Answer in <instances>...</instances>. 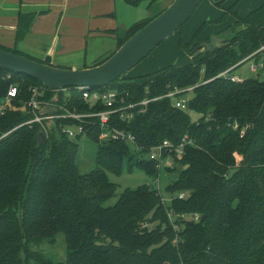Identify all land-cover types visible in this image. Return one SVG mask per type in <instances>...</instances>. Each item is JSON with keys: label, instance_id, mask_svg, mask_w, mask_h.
<instances>
[{"label": "trees", "instance_id": "16d2710c", "mask_svg": "<svg viewBox=\"0 0 264 264\" xmlns=\"http://www.w3.org/2000/svg\"><path fill=\"white\" fill-rule=\"evenodd\" d=\"M146 1L151 6L159 0H124L132 7ZM236 4L213 22L224 23L229 16L234 20L220 32L218 38L223 34L229 38L222 39L215 51L200 48L212 38L201 40L212 24L204 22L189 42L180 41L191 58L188 64L93 88L116 89L128 94L127 103L135 104L174 88L194 87L178 96L187 98L184 110L173 99L162 98L147 104L144 112L136 108L130 121L110 117L111 126L135 136L138 148L131 150L121 142L99 143V130H89L87 140L98 149L96 170L88 174H81L76 163L79 138L52 132L39 144L37 125L17 128L32 118L21 110L30 90L43 86L26 75L0 70V100L10 86L18 93L13 103L16 110L0 117V264H264V79L253 76L233 82L218 77L229 69L232 76L251 59L264 65V49L248 58L264 46V3L243 18L235 12ZM152 19L121 35L108 32L115 35L116 49L93 66L107 60ZM32 20V16H19L18 37L27 33ZM0 49L58 67L48 58L42 61L15 48ZM53 96L47 90L43 100ZM59 100L70 111L104 109L84 103L73 88L60 92ZM190 113L198 119L193 121ZM235 124L237 129L232 128ZM184 137L192 144L184 146L180 159L171 154L175 162L165 168L177 175L165 190L177 194L169 205H162L150 185L126 189L114 205H105L116 196V186L106 172L120 174L127 164L128 171L137 168L156 178L161 167L144 158L150 148L165 140L177 146ZM180 193L183 199L178 198ZM168 212L190 219L174 232ZM59 233L65 237L64 262L37 249L44 242L52 243ZM175 236L176 246L172 244Z\"/></svg>", "mask_w": 264, "mask_h": 264}, {"label": "rangeland", "instance_id": "374dc122", "mask_svg": "<svg viewBox=\"0 0 264 264\" xmlns=\"http://www.w3.org/2000/svg\"><path fill=\"white\" fill-rule=\"evenodd\" d=\"M172 1L173 0H159L152 3L151 6L149 5V1H146L136 7H132L127 5L124 0H111V2L105 3L109 12L107 15L104 14V17H102L103 15L101 17L98 15V6H96L93 10L88 8L89 16L85 19V27H80V23H82L80 16L84 17L81 15L83 14L81 7H84V5L76 7L67 6V9L63 12V14L68 18L64 21V24H62L63 20L61 21L57 30H60L61 32L59 37L63 34L68 37L71 42L70 47H68L65 52V55L69 56L68 59H71V63L76 65V67H79L78 69H82L84 65L88 68L92 67L93 65L106 59L116 49L114 33H112L113 35H107V32L113 31L118 35H121L137 23L148 19V17L149 19L152 17L154 18L157 13L165 9ZM236 1L237 0H231L230 2H234L233 4H235ZM263 2L264 0H242L235 9V12L243 18L251 11L257 9ZM226 4H228L227 1L224 2L223 6ZM215 12L216 10L214 4L208 0H204L188 22L182 26L180 31L176 32L170 38L161 43L147 58L128 72L122 79L125 81L134 80L135 78L155 73L167 65L182 67L188 64L190 62V56L180 47V41L183 40L185 43L189 42L199 26L203 22H206L208 17L214 16ZM75 13H78L77 15H79L80 19L75 15ZM71 20L74 22L77 20L78 22H76V24L79 26H75L74 32H66L71 30L69 27ZM221 24L223 23L209 24L204 31L205 35L212 38H218L220 36V32L214 31H220L222 28L218 25ZM44 26L45 31L48 26L53 27L51 20L45 23ZM44 33L48 35L47 33L49 32ZM57 37L58 35L56 34V38ZM41 38L42 40L39 42V49L43 48L44 45H47L46 37L41 36ZM228 38V34H223L219 39L225 40ZM80 45L83 47L82 49L80 48ZM18 48L24 55H26L25 53L31 52L30 49L22 50L21 45H18ZM83 56L86 58L85 61L81 60ZM251 65L252 62L248 61L235 71L231 72L230 75L244 79L256 76V74L250 72ZM259 78L262 80L264 79V72L260 73ZM189 115L193 121L198 119V115L195 113H190ZM78 144L79 151L76 160L78 170L81 174H88L96 170L95 155L98 145L87 139L79 140ZM130 148L133 150L132 146H130ZM144 158L147 159L148 155ZM174 162L175 161L171 158V156L163 159L161 162L159 176L156 175V178L148 176L141 169L135 168L128 171L127 164H123V170L120 174L106 172L109 181L116 186V196L109 199L105 205H114L119 195L124 190L136 189L145 185H150L157 191L163 206L169 205L177 194H170L165 192V190L166 187L176 179L177 175L166 172L165 168L172 166ZM185 219L189 220L190 216L186 214L174 216L171 212L167 213V220L172 225L174 232L179 230L178 224L182 223ZM172 244H174V246L177 245V236H175L172 240ZM37 249L45 254L46 257H49L56 262L65 261L66 244L65 237L62 233L57 234L52 243L44 242L39 248L37 247Z\"/></svg>", "mask_w": 264, "mask_h": 264}, {"label": "built area", "instance_id": "2783aa9c", "mask_svg": "<svg viewBox=\"0 0 264 264\" xmlns=\"http://www.w3.org/2000/svg\"><path fill=\"white\" fill-rule=\"evenodd\" d=\"M264 49V46L261 47L257 52L250 55L248 58H251L261 52ZM252 65L250 67V72L256 74V77H259V73L263 72L264 65L262 62L256 63L254 59L250 60ZM231 69L221 73L218 77L229 78L233 82H242L244 79L237 76H230L229 71ZM81 94V99L84 103L89 104L91 107L99 105L104 109L101 111L95 112H77L70 111L65 106L60 104V100L57 104L51 103L50 101L43 100V97L48 89L43 87H35L30 90L29 99L23 103L21 110L28 112L32 118L23 124L19 125L17 128L27 126L29 129H32L34 125H37L39 129L41 128L45 133V139L49 136L45 124L47 122H54L56 124V129L59 134H63L72 140L87 139V133L92 128H97L99 130L98 141L99 143L104 142H121L127 143L130 146L138 148L136 138L131 133L117 129L110 124V117L112 115H118L120 119L124 121H130L134 117V110L138 107H141L139 112H144L145 107L152 101L170 98L174 100V104L177 108L184 110L187 104V98L178 97L179 95L187 92H191L194 87H188L184 90H178L174 88L170 90L167 94L161 97L153 99H145L140 103H127L126 99L128 94L119 92L116 89H103V90H93V88H73ZM68 90V89H66ZM62 91H50L55 93L65 92ZM17 88L10 86L7 90L6 96L0 100V117L6 115L9 111H15L16 107L13 105L14 100L17 98ZM43 107H52L56 109L55 113L41 115L39 112ZM69 122V123H66ZM233 129H237L238 125H234ZM192 141L188 140L187 137H184L179 145H174L168 140L161 142L160 144L150 148L148 152V159L152 161H157V168L161 167V162L164 159V154L171 156L174 154V158H181L184 146L191 145ZM159 189V188H158ZM179 199L184 198V194L180 193L178 195ZM194 219L197 220L198 216H194Z\"/></svg>", "mask_w": 264, "mask_h": 264}, {"label": "water", "instance_id": "95a60500", "mask_svg": "<svg viewBox=\"0 0 264 264\" xmlns=\"http://www.w3.org/2000/svg\"><path fill=\"white\" fill-rule=\"evenodd\" d=\"M225 0H212L213 4ZM203 0H173L159 15L128 38L103 63L90 68L62 69L29 60L0 49V70L26 75L42 84L50 91H62L70 88H104L118 79L147 58L161 43L175 34L196 12ZM222 42L219 38H211L202 43L200 48L213 52ZM59 95L55 93L51 103L57 104ZM52 107H43L41 115L55 113ZM45 127L49 133L58 135L56 124L47 122ZM45 133L40 128L37 141L42 143Z\"/></svg>", "mask_w": 264, "mask_h": 264}, {"label": "crops", "instance_id": "0c3cea01", "mask_svg": "<svg viewBox=\"0 0 264 264\" xmlns=\"http://www.w3.org/2000/svg\"><path fill=\"white\" fill-rule=\"evenodd\" d=\"M208 1L212 3V0ZM226 1L228 3L226 5L228 6H223L224 2ZM230 1L231 0H225L220 7H216L214 5L216 10L215 15L208 17L206 22L213 23L221 19L225 11L234 3ZM241 1L242 0H237L235 2L237 3L235 9ZM108 2H111V0H0V46H3L5 48H15L18 51H21L18 48V45H21L22 50H31V52L25 53L27 56H31L35 59L42 61L48 58L50 63L55 66L62 68L78 69L79 67H76V65L71 63V59H68L69 56L65 55L66 50L71 45L70 39L63 34L61 35V37H59L61 32L60 30L57 31L61 21L63 20L62 24H64V21L68 18L63 14V12L67 9V6L76 7L84 5V7H81L83 11V14L81 15H83L84 17L80 16L81 22L83 23H80V27H85V19L87 16H89L88 8L93 10L96 6H98V15H100V17L103 15L102 17H104L109 12L108 7L106 8L105 6V3ZM77 14L75 13V15L79 17V15ZM20 15H27L33 17V20L29 25V30L22 37L17 36ZM50 20L53 27L48 26L45 31L44 25ZM76 22L78 21L76 20L74 22L71 20V24L69 25L71 30H68L66 32H74L75 26H79L78 24H76ZM233 22V18L229 16L223 24L218 25L221 26L220 28L222 29L220 31L214 32L224 31ZM44 32L49 33H47L48 35H46ZM56 34L59 37V41L58 37L56 38ZM107 35L111 34H108L107 32ZM41 36L46 37L47 45H44L43 48L39 49V42H41L42 40ZM207 37L209 36H206L205 33H203L201 40H205ZM80 48L82 49L83 47L80 45ZM85 59L86 58L84 56L81 58V60L84 61ZM167 66H164L163 69ZM85 67L86 65L83 66V68Z\"/></svg>", "mask_w": 264, "mask_h": 264}]
</instances>
